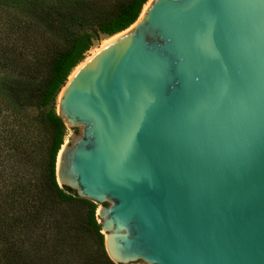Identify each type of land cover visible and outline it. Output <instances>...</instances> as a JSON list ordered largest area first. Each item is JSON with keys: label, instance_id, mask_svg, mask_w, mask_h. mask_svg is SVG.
I'll return each instance as SVG.
<instances>
[{"label": "water", "instance_id": "1", "mask_svg": "<svg viewBox=\"0 0 264 264\" xmlns=\"http://www.w3.org/2000/svg\"><path fill=\"white\" fill-rule=\"evenodd\" d=\"M56 113L57 184L112 262L264 264V0H152Z\"/></svg>", "mask_w": 264, "mask_h": 264}, {"label": "trees", "instance_id": "2", "mask_svg": "<svg viewBox=\"0 0 264 264\" xmlns=\"http://www.w3.org/2000/svg\"><path fill=\"white\" fill-rule=\"evenodd\" d=\"M148 1L0 0V264H65L42 250L85 243L92 248L80 261L116 264L97 208L70 205L77 197L57 184L67 128L56 100L86 53L133 24Z\"/></svg>", "mask_w": 264, "mask_h": 264}, {"label": "rangeland", "instance_id": "3", "mask_svg": "<svg viewBox=\"0 0 264 264\" xmlns=\"http://www.w3.org/2000/svg\"><path fill=\"white\" fill-rule=\"evenodd\" d=\"M144 8V7H143ZM114 36L111 37H102L85 55L84 59L77 65L80 66V64L82 62H84L89 56H91L98 48H100L101 46H103L104 44H106L108 41H110ZM76 67V68H77ZM75 68V69H76ZM75 69L72 71L74 72ZM0 75H2V73H0ZM70 77V76H69ZM59 96V94H58ZM57 103H58V97L56 100V108H57ZM6 105V103H5ZM2 107H4V103L2 104ZM73 136V133L70 131V129H67L66 135L64 136L63 139V144L64 143H69L71 137ZM84 243V242H83ZM88 245H83L81 247H73L71 249L68 250H58L55 248H44L42 251L47 255V256H53L54 260L56 262H63L65 264H85V262L80 261V257L84 256L85 254L88 253V250H90L92 248V245L89 243H85ZM78 249V250H77ZM88 249V250H87ZM81 255V256H80ZM83 258V257H81Z\"/></svg>", "mask_w": 264, "mask_h": 264}, {"label": "bare ground", "instance_id": "4", "mask_svg": "<svg viewBox=\"0 0 264 264\" xmlns=\"http://www.w3.org/2000/svg\"><path fill=\"white\" fill-rule=\"evenodd\" d=\"M151 1H152V0H149V1L145 4V6H144V8H143V10H142V12H141V14L145 11V9L147 8V6L150 4ZM141 14H140V15H141ZM116 36H117V35H115L114 37H116ZM114 37H113V38H114ZM113 38H112V39H113ZM78 67H79V66H78ZM78 67H77V68H78ZM77 68H76L75 70H77ZM74 72H75V71H74ZM74 72L71 73L70 77L72 76V74H73ZM70 77H69V78H70Z\"/></svg>", "mask_w": 264, "mask_h": 264}]
</instances>
